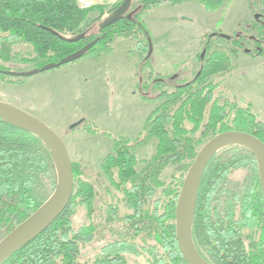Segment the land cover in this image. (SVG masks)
Masks as SVG:
<instances>
[{
	"label": "trees",
	"instance_id": "trees-1",
	"mask_svg": "<svg viewBox=\"0 0 264 264\" xmlns=\"http://www.w3.org/2000/svg\"><path fill=\"white\" fill-rule=\"evenodd\" d=\"M187 1L142 0L133 16L126 15L99 34L88 36L80 26L95 12L98 17L91 25L99 23L104 15L102 8L82 11L74 0H0V82L15 76L5 64L12 60V47L16 44L32 47L34 60L38 61L36 69L40 71L75 56L94 40L97 44L73 61L88 55L100 58L112 53L110 45L116 38L138 33L143 41L136 76L139 84L145 86L153 73L143 77V68L150 67L152 37L141 14L163 4ZM225 1L201 0V4L213 12ZM249 6L253 21L240 22L233 35H205L202 51L196 56L197 71L190 78L181 76L179 67L174 65L172 73L152 80L140 96L145 101L161 103L149 113L137 138L113 139L101 171L109 185L122 194L123 206L132 213L121 218L115 207L108 206L112 225L109 231L114 240L100 248L91 264H127L125 256L137 254L136 241L146 245L152 242L147 246L151 264H187L179 251L174 225L182 183L165 184L162 171L173 166L186 174L204 139L223 132L248 133L264 144V122L256 118L250 105L240 108L228 101L219 103L214 97L219 86L216 79L236 70L240 54L251 58L264 55V0H250ZM67 33L72 34V39L80 34L84 37L72 42L63 37ZM215 46H226L229 52L213 50ZM78 130L99 133L86 120L68 127L66 132ZM153 139L154 154L142 161L144 166L138 170L135 152ZM71 164L72 181L78 187L72 183L66 210L45 232L2 264H85L78 260L81 248L94 240L97 228L92 222L74 229L72 207L80 203L91 216L104 182L80 164ZM236 170L248 173L241 184L230 180ZM83 176L87 182L80 180ZM57 182L53 156L42 140L0 118V241L38 210L53 194ZM191 239L208 264H264V198L256 159L247 148L227 147L208 162L199 184Z\"/></svg>",
	"mask_w": 264,
	"mask_h": 264
},
{
	"label": "rangeland",
	"instance_id": "rangeland-1",
	"mask_svg": "<svg viewBox=\"0 0 264 264\" xmlns=\"http://www.w3.org/2000/svg\"><path fill=\"white\" fill-rule=\"evenodd\" d=\"M141 1L134 0L126 15L130 17L137 13ZM249 1L227 0L213 12L207 11L201 0H189L179 5L163 4L143 11L141 21L152 37L151 68L145 65L143 77L153 71L144 82L145 86L139 84L136 76L142 48L140 43L143 41L138 33L116 38L110 45L112 53L100 58L88 55L52 70L28 77L15 75L0 82V102L21 109L54 131L64 142L71 162L80 164L90 175H98L104 182L91 216L80 203L72 207L74 229L92 222L97 228L94 240L81 248L78 259L81 263L91 264L99 256L100 248L114 240L109 231L112 225L109 224L108 206L115 207L121 218L132 213L123 206L122 194L109 185L101 171V163L109 153L113 139L137 138L149 113L161 103L145 101L140 95L146 92L152 80L172 73L171 66H178L181 76L185 75L186 78L195 74L198 67L196 56L202 51L205 35L221 32L231 36L240 22H252ZM257 8L263 7L258 5ZM103 14L101 21L109 15ZM97 17L96 12L91 14L81 24V32L88 36L99 34L98 24L101 21L91 25ZM63 37L72 39V34H63ZM213 50L229 52L226 46H215ZM12 57L5 67L13 74L38 71V61L34 60L35 54L30 45H14ZM216 82L219 86L214 97L219 103L228 101L240 108L250 105L256 118L264 122V55L251 58L240 54L236 70L218 77ZM81 120H86L99 133L89 134L82 130L66 132L68 127ZM208 140L204 139L199 149ZM155 145L156 140L153 139L135 152L139 161L138 170L144 166L142 161L154 154ZM247 174L246 170H236L230 180L241 184ZM185 176L171 166L162 171L161 180L165 184H183ZM80 180L88 181L84 176ZM72 183L78 187V183ZM113 225L118 226L117 223ZM135 243L138 246L137 254L126 255V263L151 264L147 246L152 242L149 241L147 245L141 241Z\"/></svg>",
	"mask_w": 264,
	"mask_h": 264
},
{
	"label": "water",
	"instance_id": "water-1",
	"mask_svg": "<svg viewBox=\"0 0 264 264\" xmlns=\"http://www.w3.org/2000/svg\"><path fill=\"white\" fill-rule=\"evenodd\" d=\"M134 0H124L119 7L113 10L98 24V33L120 21L130 10ZM129 17V15H128ZM228 38V36L223 35ZM80 35L72 39L78 42L83 39ZM97 40L86 45L75 56H69L57 64L44 66L40 71L27 74H13L17 76H32L39 72L52 70L66 65L76 58H81L88 53ZM149 56L152 53V44L149 41ZM7 116V117H5ZM0 118L16 127L37 136L50 150L56 170L57 187L53 194L35 211L26 221L17 226L0 241V264L17 250L33 241L45 232L66 210L72 197V164L67 148L62 139L51 129L30 114L10 104L0 102ZM230 146H242L250 150L257 162L261 190L264 198V144L254 136L237 131H227L209 139L199 150L196 158L186 173L180 190L175 209V232L179 251L187 264H208L196 251L191 239L199 184L202 174L210 159Z\"/></svg>",
	"mask_w": 264,
	"mask_h": 264
},
{
	"label": "built area",
	"instance_id": "built-area-1",
	"mask_svg": "<svg viewBox=\"0 0 264 264\" xmlns=\"http://www.w3.org/2000/svg\"><path fill=\"white\" fill-rule=\"evenodd\" d=\"M77 8L88 11L93 8H102L107 16L121 5L124 0H74Z\"/></svg>",
	"mask_w": 264,
	"mask_h": 264
},
{
	"label": "crops",
	"instance_id": "crops-1",
	"mask_svg": "<svg viewBox=\"0 0 264 264\" xmlns=\"http://www.w3.org/2000/svg\"><path fill=\"white\" fill-rule=\"evenodd\" d=\"M89 61V60H88ZM87 63H91V62H87ZM95 63H97V62H95ZM97 64H99V63H97Z\"/></svg>",
	"mask_w": 264,
	"mask_h": 264
},
{
	"label": "bare ground",
	"instance_id": "bare-ground-1",
	"mask_svg": "<svg viewBox=\"0 0 264 264\" xmlns=\"http://www.w3.org/2000/svg\"><path fill=\"white\" fill-rule=\"evenodd\" d=\"M5 117H7V116H5Z\"/></svg>",
	"mask_w": 264,
	"mask_h": 264
}]
</instances>
